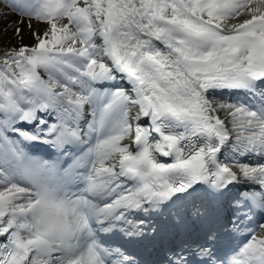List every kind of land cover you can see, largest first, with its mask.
<instances>
[{"label":"snow or ice","instance_id":"1","mask_svg":"<svg viewBox=\"0 0 264 264\" xmlns=\"http://www.w3.org/2000/svg\"><path fill=\"white\" fill-rule=\"evenodd\" d=\"M261 221L264 0H0V264H264Z\"/></svg>","mask_w":264,"mask_h":264},{"label":"bare ground","instance_id":"2","mask_svg":"<svg viewBox=\"0 0 264 264\" xmlns=\"http://www.w3.org/2000/svg\"><path fill=\"white\" fill-rule=\"evenodd\" d=\"M12 21H15L17 18L15 16L10 18ZM25 42H29V38L27 37V35L25 36Z\"/></svg>","mask_w":264,"mask_h":264}]
</instances>
